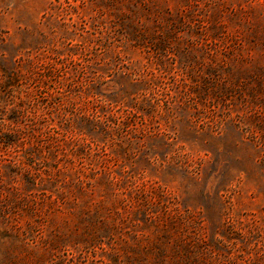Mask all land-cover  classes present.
<instances>
[{
  "label": "rangeland",
  "instance_id": "rangeland-1",
  "mask_svg": "<svg viewBox=\"0 0 264 264\" xmlns=\"http://www.w3.org/2000/svg\"><path fill=\"white\" fill-rule=\"evenodd\" d=\"M0 264H264V0H0Z\"/></svg>",
  "mask_w": 264,
  "mask_h": 264
},
{
  "label": "trees",
  "instance_id": "trees-1",
  "mask_svg": "<svg viewBox=\"0 0 264 264\" xmlns=\"http://www.w3.org/2000/svg\"><path fill=\"white\" fill-rule=\"evenodd\" d=\"M11 76V75H10ZM9 78H11V77H9ZM6 135V134H5Z\"/></svg>",
  "mask_w": 264,
  "mask_h": 264
}]
</instances>
